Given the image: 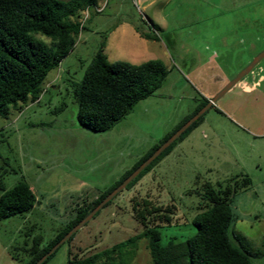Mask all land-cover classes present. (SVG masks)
<instances>
[{
    "label": "rangeland",
    "instance_id": "374dc122",
    "mask_svg": "<svg viewBox=\"0 0 264 264\" xmlns=\"http://www.w3.org/2000/svg\"><path fill=\"white\" fill-rule=\"evenodd\" d=\"M94 1L74 18L84 29L46 76L40 99L0 117V156L9 169L5 186L25 181L36 196L30 212L0 220V264H27L35 238L40 249L47 245L79 206L110 189L193 112L201 97L215 96L264 50V0ZM134 25L157 40L140 38ZM37 37L50 44L47 37ZM102 41L110 64L159 60L167 76L110 130L96 133L77 120L72 82L79 81ZM255 82L254 89L243 91L244 83ZM242 176L251 186L232 200L230 239L251 254V264H264V220L249 216L264 212V57L166 157L111 199L44 264H67L69 251L90 255L140 233L143 226L132 206L143 199L174 206L171 226L161 228L163 244L185 240L195 232L191 219L200 202L189 191ZM134 252L131 264H152L147 239H139ZM123 253L130 257L126 249Z\"/></svg>",
    "mask_w": 264,
    "mask_h": 264
},
{
    "label": "trees",
    "instance_id": "16d2710c",
    "mask_svg": "<svg viewBox=\"0 0 264 264\" xmlns=\"http://www.w3.org/2000/svg\"><path fill=\"white\" fill-rule=\"evenodd\" d=\"M94 2V0L67 2L0 0V117L7 118L12 109L28 101L40 99L46 76L72 51L76 37L84 29L74 18ZM134 30L146 40H157L155 34L144 31L138 25H134ZM38 35L47 37L50 44L44 43L37 37ZM104 46L105 41H102L79 81L72 82L77 120L82 126L96 133L110 130L136 102L153 95L167 76V70L159 60H148L140 64L123 61L110 64L103 51ZM208 100L201 97L193 112L185 116L135 165L125 171L119 181L110 189L97 194L91 202H84L79 206L73 217L61 225L60 230L47 245L40 249L39 240L35 238L29 249L30 260L27 264H34L48 252ZM62 108L63 106L59 110ZM204 114L126 188L134 185L166 157L176 144L199 124ZM8 172V162L0 156V220L28 213L36 203L34 192L25 181L18 182L10 189L6 188L4 176ZM250 186L249 178L242 176L240 179H230L226 185L214 186L206 182L200 189L189 191L200 199L198 211L191 219V226L195 228V232L185 240L169 239L164 244L161 242V228L171 226L174 206L171 204L172 206L166 205L163 208L146 199L134 201L132 206L134 217L143 226L140 233L90 255L80 257L69 251L67 264H131L135 254L134 248L139 239H147L152 264H251V254L241 245L232 243L230 239V234L233 235L232 200ZM73 235L64 243H69ZM125 249L130 256L126 259L123 253Z\"/></svg>",
    "mask_w": 264,
    "mask_h": 264
},
{
    "label": "water",
    "instance_id": "95a60500",
    "mask_svg": "<svg viewBox=\"0 0 264 264\" xmlns=\"http://www.w3.org/2000/svg\"><path fill=\"white\" fill-rule=\"evenodd\" d=\"M264 57V50L259 53L241 72H239L232 80H230L215 96L210 98L208 102L200 108L193 116H191L185 123H183L170 137L162 142L154 152L147 157L142 163L128 175L117 187H115L110 193H108L101 202L93 208L83 219H81L75 226H73L56 244H54L48 252H46L41 258H39L34 264H42L51 254H53L57 248L64 242L68 241L70 237L80 229L86 222H88L107 202L113 199L119 192L127 187V185L135 179L143 170L157 158L168 146H170L175 140H177L181 134L200 117L209 108H211L220 98L232 87L242 81L251 70L260 62Z\"/></svg>",
    "mask_w": 264,
    "mask_h": 264
},
{
    "label": "crops",
    "instance_id": "0c3cea01",
    "mask_svg": "<svg viewBox=\"0 0 264 264\" xmlns=\"http://www.w3.org/2000/svg\"><path fill=\"white\" fill-rule=\"evenodd\" d=\"M135 31V30H134ZM135 33L140 37V38H142L136 31H135ZM142 39H144V38H142ZM146 40V39H145ZM153 41V40H152ZM257 82H255L251 87H248L247 85H245V83L242 85L243 86V91H245V92H249V91H251L252 89H254V87H256L257 86ZM204 97L205 98H208V99H210V97H207L206 95H204ZM237 196H235V198H236ZM234 198V199H235ZM249 216L251 217H253L254 218V221H257V222H260V221H263L264 220V212H256V211H253L252 213H250L249 214Z\"/></svg>",
    "mask_w": 264,
    "mask_h": 264
},
{
    "label": "built area",
    "instance_id": "2783aa9c",
    "mask_svg": "<svg viewBox=\"0 0 264 264\" xmlns=\"http://www.w3.org/2000/svg\"><path fill=\"white\" fill-rule=\"evenodd\" d=\"M87 9H88V8H87ZM87 9L85 10L86 12L88 11ZM97 11H101V8H100V9H97ZM85 17H87V14H86Z\"/></svg>",
    "mask_w": 264,
    "mask_h": 264
}]
</instances>
